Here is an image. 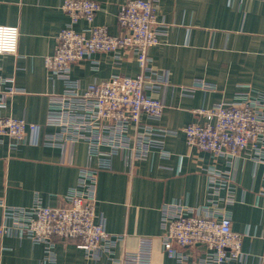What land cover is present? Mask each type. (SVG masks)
Returning a JSON list of instances; mask_svg holds the SVG:
<instances>
[{
  "label": "crops",
  "instance_id": "crops-1",
  "mask_svg": "<svg viewBox=\"0 0 264 264\" xmlns=\"http://www.w3.org/2000/svg\"><path fill=\"white\" fill-rule=\"evenodd\" d=\"M100 4L94 26H104L113 36L123 33L118 23L121 6L129 0H92ZM63 0H0V25L19 30L17 55H0V79L18 93L7 97L0 117L23 119L39 127L26 144L10 149L0 144V202L8 207H61L77 186L80 172L96 168L87 144L64 148L42 144L46 134L57 132L46 125L50 99L62 94L65 84L50 78L46 58L52 56L57 37L69 22ZM157 20L167 25L160 44L149 49L152 68L166 78L154 96L164 102L162 118L151 125L178 131L165 139L163 151H152L145 160L112 159L110 169L97 172L96 212L110 235L123 241L114 257L139 248L140 239L152 240L150 264H176L163 249L161 208L181 204L199 208L207 204L210 166L227 168L224 159L191 148L182 128L205 123L198 110L231 102L250 88L264 97V0H160ZM89 27L81 20L77 32ZM72 64L71 79L82 90L113 75L137 77L141 69L132 54L117 62L113 54L97 53ZM95 66V67H94ZM200 82L208 88L196 87ZM193 90L185 93L184 90ZM235 201L227 206L232 230L242 236V256L227 264H264V166L249 158L233 167ZM4 207L0 205V228ZM77 240H56L51 254L44 244L7 236L0 230V264H112L109 256L88 259ZM197 256L202 247L184 248Z\"/></svg>",
  "mask_w": 264,
  "mask_h": 264
},
{
  "label": "built area",
  "instance_id": "built-area-1",
  "mask_svg": "<svg viewBox=\"0 0 264 264\" xmlns=\"http://www.w3.org/2000/svg\"><path fill=\"white\" fill-rule=\"evenodd\" d=\"M160 0H129L118 14L122 35L113 36L104 26H94L101 10L92 0H63L62 10L69 22L57 37L52 56L46 58L50 78L65 84L62 94L50 99L46 125L57 130L46 134L42 144L64 148L84 142L88 157L96 168L82 169L76 188L66 196L61 207L43 206L36 199L30 207H4L1 233L27 238L44 244L51 254L56 240H77V246L88 259L100 260L107 255L112 264H150L152 240L140 239L139 248L126 252L121 259L114 250L123 241L110 235L98 221L96 212L97 172L110 169L116 156L124 160H145L152 151H163L165 139L178 131L158 128L150 122L159 121L164 102L154 96L166 84L164 75L155 71L148 57L150 48L160 44L167 25L156 17ZM84 20L89 27L77 32L75 26ZM19 30L0 25V55H17ZM97 53L113 54L117 62L126 54L137 60L141 73L137 77L113 75L107 81L82 90L71 79L72 64L92 60ZM93 65L97 62L91 61ZM95 67V66H94ZM0 79V107L6 99L19 92ZM208 88L200 82L198 86ZM192 93L193 90H184ZM205 123H193L181 129L191 148L224 159L225 170L207 168L210 198L206 205L191 208L173 203L161 208L160 226L163 249L176 264H227L242 256V236L232 230L227 206L235 201L234 163L249 158L264 166V97L247 88L235 94L229 103H219L198 110ZM39 133V127L23 119L0 117V144L8 139L15 150L26 144L29 136ZM202 247L192 256L184 248Z\"/></svg>",
  "mask_w": 264,
  "mask_h": 264
}]
</instances>
